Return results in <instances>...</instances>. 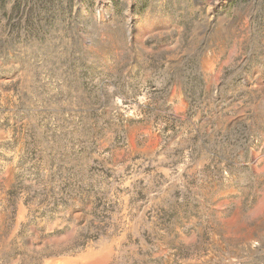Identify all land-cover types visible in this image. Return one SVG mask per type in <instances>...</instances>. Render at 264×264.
Returning a JSON list of instances; mask_svg holds the SVG:
<instances>
[{
	"label": "rangeland",
	"instance_id": "1",
	"mask_svg": "<svg viewBox=\"0 0 264 264\" xmlns=\"http://www.w3.org/2000/svg\"><path fill=\"white\" fill-rule=\"evenodd\" d=\"M49 6L0 22V264H264V0Z\"/></svg>",
	"mask_w": 264,
	"mask_h": 264
},
{
	"label": "trees",
	"instance_id": "2",
	"mask_svg": "<svg viewBox=\"0 0 264 264\" xmlns=\"http://www.w3.org/2000/svg\"><path fill=\"white\" fill-rule=\"evenodd\" d=\"M9 2H12L13 6L11 7L8 14L6 11V6ZM31 3H33V5L35 6V10L42 8L44 11H50L51 6H47L48 4H53V0H0V22L5 17H7L9 21H11L14 17V12H17V16L19 13L24 12ZM30 10L32 12V7L30 8ZM41 11H39L38 13H40ZM31 17L33 18V15H31ZM32 18H28L26 24H28V22H30Z\"/></svg>",
	"mask_w": 264,
	"mask_h": 264
}]
</instances>
